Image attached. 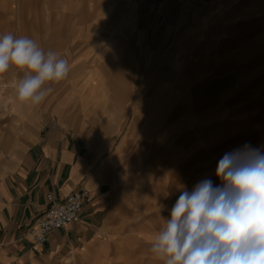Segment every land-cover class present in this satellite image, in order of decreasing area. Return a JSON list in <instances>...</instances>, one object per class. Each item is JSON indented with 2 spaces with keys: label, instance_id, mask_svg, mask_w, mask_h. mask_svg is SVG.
Here are the masks:
<instances>
[{
  "label": "crops",
  "instance_id": "obj_1",
  "mask_svg": "<svg viewBox=\"0 0 264 264\" xmlns=\"http://www.w3.org/2000/svg\"><path fill=\"white\" fill-rule=\"evenodd\" d=\"M256 2L253 6L264 5V1ZM213 6V0H34L32 6L30 0H0V35L32 38L45 52L58 53L70 65L65 79L46 84L52 90L39 105L22 103L17 98L16 85L22 71L13 66L0 74L5 85L0 93V264H136L142 260L139 254L144 253L151 255L155 264L150 248L159 217L147 216L136 223L141 225L134 232L126 233L110 227L121 223L113 213L121 208L128 193L145 192L144 183L152 182L153 191L148 197L155 199V175L161 169L159 159L164 149L160 143L166 144L168 139L161 132V124L182 114L183 119L170 127L177 131L169 134L175 153H180L186 139L200 146L223 142L218 140L220 136L207 137L208 111L216 107L201 104L197 110L194 98L187 103L181 92H173L172 88L157 98L155 94L146 97L148 94L141 89L143 93L135 96L142 98L132 109L133 114L139 113V120L129 125L126 135H117L127 116L122 102L127 101L128 89L117 92L118 108L112 110L109 93L101 87L100 70L75 69L80 62L79 43L83 41L85 47L104 43L99 57H107L127 40L125 30L117 32L114 27L111 29L115 34L110 35L107 22L86 21L85 17L130 14L136 17L134 31L129 33V39L134 34L131 40L135 45L155 49V40L160 41L158 33L164 32V39L173 35V39L182 32L184 47L191 32L200 30L197 20L209 15ZM102 28L107 33L100 36ZM255 52L261 53L241 65L244 74L240 77L254 80L256 70L262 66L264 69V49ZM229 63L234 66L232 60H227L212 72H222L218 69ZM252 67L256 68L251 71ZM193 127L204 128L202 136L191 134L189 129ZM254 144L252 140L243 146L254 148ZM78 189L88 191L82 200L80 220L56 229L45 242L35 243L27 230L46 209V195L52 193L56 201H63ZM137 246V252L142 253L129 263L130 256L122 250Z\"/></svg>",
  "mask_w": 264,
  "mask_h": 264
},
{
  "label": "rangeland",
  "instance_id": "obj_2",
  "mask_svg": "<svg viewBox=\"0 0 264 264\" xmlns=\"http://www.w3.org/2000/svg\"><path fill=\"white\" fill-rule=\"evenodd\" d=\"M33 1L30 0V6L33 5ZM255 1L213 0L214 8L211 9L209 15L197 20L200 30L191 32L192 35L188 36V39L186 38L187 42L184 47L181 45L183 43L182 32L176 33L173 39V35L164 39L165 33H158L160 36L157 37L160 41L155 40V49L135 45L131 40L134 34L129 39V33L134 31L133 23L136 17L130 14L85 17L86 21L93 19L95 22H107L108 25L105 27L109 29L117 27V32L123 30L126 32L127 40L123 41V44L109 53L107 57H99V52L104 49V43L98 47H85V43L81 41L78 49L80 62L75 68L81 72H87L92 68L100 70L103 76L101 87L109 93L108 99L112 101V110L118 108V104L115 103L120 98L117 92L120 89H128L127 101L122 102L126 107L127 116L121 123L117 135H126L129 125L140 118H137L139 113H134L135 116L132 113L138 98H142L141 95L135 96V94L141 93V89H144L145 94H148L146 97L149 98L155 94V98H157L158 94H162L167 88H172L173 92H181L182 99L187 103L192 102L194 98V107L197 110L201 104L216 107V110L212 108L208 111L207 137L215 138L221 135L218 140H222L224 145L222 146L219 141L209 144L210 147L207 146V143L200 146V144L195 145L192 140L186 139L179 148L181 149L180 153H175L170 143L173 136H169V134H174L177 131H171L170 127L174 121L179 118L183 119L182 114L170 123L161 124V132L165 133L168 139L166 144L160 143L164 149H161L163 152L159 159L161 169L155 175V181L158 184V189H155V199L148 197V192L153 191L152 182L144 183L145 192H141L140 195L139 192H135L134 195L130 192L127 198L122 200L121 208L113 213L119 216L121 223L110 227H117L119 232H134L136 227L141 225L140 223L136 224L137 222L143 221L147 216L155 215L159 217V220L155 222V232H157L164 224L163 219L169 218L170 209L178 199L180 189L191 190L198 181L205 177L210 178L216 185L220 183L215 176V169L224 154L242 149L245 142L252 140L256 141L254 148L264 150L263 66L262 68L260 66L250 68L251 71L253 68H261L256 70L254 80H250L248 77L244 78V76L240 77L244 74L241 65L257 58L261 52L254 53L255 50L264 49V5L253 6ZM259 1L264 0H257V2ZM89 10L92 11V9ZM127 10L129 11V9ZM246 10L247 14H245ZM14 11L11 12L15 13ZM202 19H204L203 22ZM85 23L83 22V24ZM112 29L108 33L103 29L99 35L103 36L106 33L114 35L115 32ZM79 33L81 32L79 31ZM150 45L152 46V44ZM227 60H232L234 66L231 67L229 63L226 67L218 69V71L223 70L222 72H212L217 64ZM205 67L208 68L207 74ZM236 67L240 69L234 71ZM238 77L240 78L237 79ZM82 83L83 80H80V84ZM254 84H256V88L253 87ZM123 105L121 109H123ZM220 106H224L222 110L219 109ZM110 113L113 114V112ZM216 122H223L217 131L212 130ZM225 122L227 125H224ZM197 125L199 126L198 122ZM97 130L103 131L101 128ZM204 130L200 127L189 129L192 131L191 134L198 136H202ZM232 138L238 141H233ZM133 146L131 145V148ZM137 251L138 246L122 250L123 253L130 256L129 263L135 262L133 258L136 254L142 253ZM139 256L142 260L136 261V264H154L150 258L151 255L144 253ZM155 264H161V262L155 258Z\"/></svg>",
  "mask_w": 264,
  "mask_h": 264
},
{
  "label": "clouds",
  "instance_id": "obj_3",
  "mask_svg": "<svg viewBox=\"0 0 264 264\" xmlns=\"http://www.w3.org/2000/svg\"><path fill=\"white\" fill-rule=\"evenodd\" d=\"M23 72L16 85L22 103L39 105L49 82L65 79L68 60L32 38L0 35V74ZM214 184L180 189L170 216L151 241L161 264H264V150L245 146L218 161Z\"/></svg>",
  "mask_w": 264,
  "mask_h": 264
},
{
  "label": "built area",
  "instance_id": "obj_4",
  "mask_svg": "<svg viewBox=\"0 0 264 264\" xmlns=\"http://www.w3.org/2000/svg\"><path fill=\"white\" fill-rule=\"evenodd\" d=\"M87 193L86 189L73 190L63 201H56L52 193H48L46 195L48 205L42 215L28 228V236L35 243H43L56 229L65 227L69 223H77L81 217L82 200Z\"/></svg>",
  "mask_w": 264,
  "mask_h": 264
},
{
  "label": "bare ground",
  "instance_id": "obj_5",
  "mask_svg": "<svg viewBox=\"0 0 264 264\" xmlns=\"http://www.w3.org/2000/svg\"><path fill=\"white\" fill-rule=\"evenodd\" d=\"M1 83H3V82H1ZM3 86L5 87V85H4V83L2 84V89H3ZM1 93V92H0ZM245 120V119H244ZM243 120V122H245ZM249 121V120H248ZM234 123V122H233ZM248 124H249V122H248ZM223 125V124H222ZM224 125H227L226 124V122L224 123ZM235 125V124H234ZM219 126H220V124L219 123H217V126H213V129L212 130H218L219 129ZM242 126H243V123H242ZM244 126H245V124H244ZM228 127V126H227ZM227 127H225V128H227ZM241 127V126H240ZM228 128H230V127H228ZM227 132V131H226ZM222 133V132H221ZM210 134H212V133H210ZM213 135V134H212ZM254 135V134H253ZM221 136V135H220ZM205 137V136H204ZM250 138V137H249ZM248 139V138H247ZM226 141V140H225ZM247 141V140H246Z\"/></svg>",
  "mask_w": 264,
  "mask_h": 264
}]
</instances>
